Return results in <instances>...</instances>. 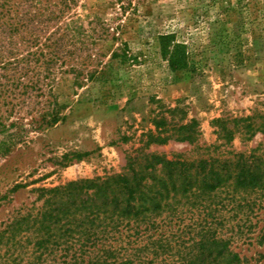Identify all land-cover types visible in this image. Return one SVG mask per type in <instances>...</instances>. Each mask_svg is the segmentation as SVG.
<instances>
[{
    "label": "rangeland",
    "instance_id": "rangeland-1",
    "mask_svg": "<svg viewBox=\"0 0 264 264\" xmlns=\"http://www.w3.org/2000/svg\"><path fill=\"white\" fill-rule=\"evenodd\" d=\"M59 7L40 41L20 56L39 52L51 32L67 34L42 86L63 119L37 128L31 119L39 97L9 117L6 107L0 109L5 125L15 123L11 131L23 129L19 142L0 153V229L18 211L41 204L37 188L121 172L127 155L156 132L161 117L168 127L196 121L194 143L170 140L145 148L168 158L195 157L210 145L226 154L264 143V132H236L228 141L220 131L222 119L255 116L259 123L264 114V0H69ZM165 35H172L168 49L182 45L184 66H170L161 47ZM219 197L221 204L188 213L179 229L168 230L167 235L183 230L180 248L173 245L139 264L184 263L177 249L184 256L189 238L199 236L197 228L185 226L202 216L221 219L215 230L239 256L236 264H264V196L243 231L237 229L243 214L230 210L228 195ZM217 261L202 264L227 259Z\"/></svg>",
    "mask_w": 264,
    "mask_h": 264
},
{
    "label": "trees",
    "instance_id": "trees-1",
    "mask_svg": "<svg viewBox=\"0 0 264 264\" xmlns=\"http://www.w3.org/2000/svg\"><path fill=\"white\" fill-rule=\"evenodd\" d=\"M68 1L0 0V109L7 108V117L15 107L20 109L27 100L39 97L41 105L31 119L37 128L63 119L57 101L52 95L46 96L42 86L62 55L63 37L67 34L49 33L39 52L27 51L20 56V51L40 41L45 26L58 17L57 5L65 6ZM171 37H162V52L168 53L170 66H184L182 45L174 43L168 49ZM44 48L48 50L44 52ZM71 69L78 70L73 65ZM259 118V123L255 116L222 119L221 137L230 141L236 132L249 137L257 131L264 132V114ZM3 120L0 111V134L5 133L0 139V153L19 142L23 131H11L15 123L5 125ZM155 126L156 132L146 135L143 146L127 155L121 172L37 188L36 199L42 200L41 204L18 211L0 229V264L147 262L149 255L152 260L173 245L180 248L185 243L183 230L167 235L168 230L179 229L188 213L193 216L194 211L221 204V193L228 195L230 210L243 214L237 229L248 228L250 214L264 196V143L249 151L228 150L226 154L210 145L195 157L175 154L168 158L145 148L170 140L194 143L196 121L168 127L161 117ZM221 223L217 217L202 216L185 226L197 228L199 236L189 238L191 245L184 256L180 253L185 251L177 249L178 259L186 260L182 264H202L207 260L220 263L225 259L226 264L240 262L236 253L227 250L229 240L215 230Z\"/></svg>",
    "mask_w": 264,
    "mask_h": 264
}]
</instances>
